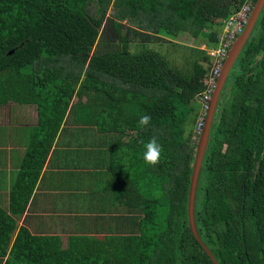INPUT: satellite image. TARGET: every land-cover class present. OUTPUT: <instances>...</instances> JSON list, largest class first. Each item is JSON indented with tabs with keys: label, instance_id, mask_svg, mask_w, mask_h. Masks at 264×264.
<instances>
[{
	"label": "trees",
	"instance_id": "1",
	"mask_svg": "<svg viewBox=\"0 0 264 264\" xmlns=\"http://www.w3.org/2000/svg\"><path fill=\"white\" fill-rule=\"evenodd\" d=\"M93 3L99 17L89 12ZM245 3L0 0V107L13 101L39 112L36 139L12 192L14 213L26 208L77 95L87 98L86 110L112 136V184L122 185L118 199L129 201L121 229L105 237L75 234L66 248L58 236L21 228L13 264H214L188 215L194 130L209 68L197 61L180 69L143 48L152 42L115 39L128 22L143 39L174 42L189 35L215 48L226 20ZM105 22L112 31L102 35ZM255 30L221 95L197 190V229L219 264H264V9ZM192 114L194 126L185 136ZM143 115L152 118L147 127L139 124ZM152 137L163 147L155 167L143 160ZM7 221L14 226L4 227ZM14 229L0 209L1 247H8Z\"/></svg>",
	"mask_w": 264,
	"mask_h": 264
},
{
	"label": "crops",
	"instance_id": "2",
	"mask_svg": "<svg viewBox=\"0 0 264 264\" xmlns=\"http://www.w3.org/2000/svg\"><path fill=\"white\" fill-rule=\"evenodd\" d=\"M87 103L85 97L72 99L26 208L25 200L17 208L24 209L21 214L14 213L12 192L36 139L39 112L36 105L13 101L0 107V209L15 223L8 247L0 244V264H13L24 227L36 236H58L63 248L75 234L105 237L122 228L129 201L118 199L122 185L112 184L113 139L86 110ZM10 223L4 227L14 226Z\"/></svg>",
	"mask_w": 264,
	"mask_h": 264
},
{
	"label": "rangeland",
	"instance_id": "3",
	"mask_svg": "<svg viewBox=\"0 0 264 264\" xmlns=\"http://www.w3.org/2000/svg\"><path fill=\"white\" fill-rule=\"evenodd\" d=\"M258 1L256 2V4L254 3V6H253L252 11L250 13V17L252 15L255 7L257 6ZM89 12H90V14L92 16L99 17V14H98V11H97V3L96 4H94V3L91 4V6L89 7ZM250 17H249L248 21H250ZM228 20H226V22ZM226 22L224 24V27H223L221 33L219 34L220 35V38H219L220 40H223L225 38V35H226V28H225ZM122 26H123V28H122L121 35H120L119 39H117V38L115 39L116 42L118 40H119V42H121V40H125V42H128V43H134V41H137V42L142 43V44L152 42V44L146 45V47H143V48L152 49V50H156V51L160 52L164 56L168 57V59H170L171 63L175 67H178L180 69L189 70V69H191L193 67V64L195 62L199 61L205 67L209 68V71H210V68L214 64V61H215L214 55L216 54L215 52L217 51L218 47H215V48L209 47L206 44L205 40L204 41L203 40L202 41H195L189 35H184L183 37H181L179 39V41H174V42H172V41H170L168 39H163V38L160 39V40H162L161 42L157 41V40H155L153 38L151 40H147V39H143V36H138L137 37L135 35L134 30H133L135 28V26H133L131 23L124 22ZM111 29L112 28H111L109 22H107V23L105 22L104 25H103V28L101 29L100 32L103 35L106 31H112ZM209 29H210V31H215L214 27H210L209 26ZM255 32H257V30L254 29L253 33L255 34ZM113 37H115V36L114 35H110L109 38H113ZM136 37H137V39L135 40ZM140 48H142V47H140ZM95 49H96V47H95ZM95 49H94V51H95ZM202 52H206V53H202ZM81 79H84V75L81 76ZM57 81H61V79L57 80ZM226 88L227 89L225 90L224 94L227 92L228 86ZM75 98L79 99L80 97L77 95ZM227 99L229 101L230 100V96H228ZM193 114L190 116V118L188 120V123L186 124L185 136H187V134L190 131L191 127L194 126V118H195L194 115L195 114L194 115Z\"/></svg>",
	"mask_w": 264,
	"mask_h": 264
},
{
	"label": "water",
	"instance_id": "4",
	"mask_svg": "<svg viewBox=\"0 0 264 264\" xmlns=\"http://www.w3.org/2000/svg\"><path fill=\"white\" fill-rule=\"evenodd\" d=\"M264 9V0H259L257 3V6L255 7L248 25L246 26L243 33L238 37V39L235 41V43L232 46V49L230 50L229 56L225 62L222 74L220 76L217 90L214 94L211 108L207 116L206 125L204 128V132L200 138V141L197 145V153L195 157L194 167H193V174L191 178V187H190V193H189V202H188V215H189V225L192 233L194 234L197 241L202 245L204 250L207 252V254L210 256L214 264H219L218 261L215 259L212 252L209 250V248L205 245L203 240L201 239L197 225H196V198H197V190H198V184H199V178L203 166V162L209 147L210 143V137H211V130L214 123L215 115L217 113V108L221 99V95L223 93V90L225 88V85L228 81V78L233 70V67L241 54L242 50L244 49L245 45L249 41L255 26L257 24V21ZM15 51H11L9 55H13Z\"/></svg>",
	"mask_w": 264,
	"mask_h": 264
},
{
	"label": "built area",
	"instance_id": "5",
	"mask_svg": "<svg viewBox=\"0 0 264 264\" xmlns=\"http://www.w3.org/2000/svg\"><path fill=\"white\" fill-rule=\"evenodd\" d=\"M258 0H246V3L240 9V11L229 18L226 22V35L223 40H220L219 45L217 46L216 54L214 55L215 61L213 66L210 68L208 73V87L206 91L199 96L200 102V111L197 119V124L194 130V144L199 143L200 138L204 132V128L207 121V116L211 108V103L214 97V94L218 87V82L224 68L225 62L229 56L230 50L238 39V37L245 30L250 13Z\"/></svg>",
	"mask_w": 264,
	"mask_h": 264
},
{
	"label": "clouds",
	"instance_id": "6",
	"mask_svg": "<svg viewBox=\"0 0 264 264\" xmlns=\"http://www.w3.org/2000/svg\"><path fill=\"white\" fill-rule=\"evenodd\" d=\"M151 119L150 115H143L139 120V124L142 127H147L151 123ZM162 152V145L158 142L156 137H152L144 145L143 160L147 165L155 167L161 161Z\"/></svg>",
	"mask_w": 264,
	"mask_h": 264
}]
</instances>
